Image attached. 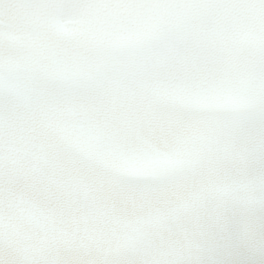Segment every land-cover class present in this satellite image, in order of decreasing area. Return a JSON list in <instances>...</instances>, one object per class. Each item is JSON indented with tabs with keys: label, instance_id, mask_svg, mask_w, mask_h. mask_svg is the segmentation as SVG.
Masks as SVG:
<instances>
[{
	"label": "snow or ice",
	"instance_id": "obj_1",
	"mask_svg": "<svg viewBox=\"0 0 264 264\" xmlns=\"http://www.w3.org/2000/svg\"><path fill=\"white\" fill-rule=\"evenodd\" d=\"M0 264H264V0H0Z\"/></svg>",
	"mask_w": 264,
	"mask_h": 264
}]
</instances>
